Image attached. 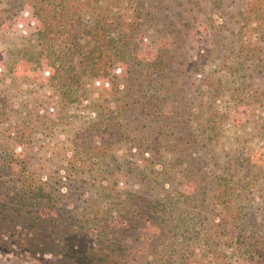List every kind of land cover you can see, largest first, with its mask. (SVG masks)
<instances>
[{
    "label": "rangeland",
    "instance_id": "374dc122",
    "mask_svg": "<svg viewBox=\"0 0 264 264\" xmlns=\"http://www.w3.org/2000/svg\"><path fill=\"white\" fill-rule=\"evenodd\" d=\"M22 1L0 0V264H264V0H75L66 19L110 7V32L165 68L73 102L13 76L17 51L73 44L12 30ZM95 110L115 119L101 139Z\"/></svg>",
    "mask_w": 264,
    "mask_h": 264
},
{
    "label": "trees",
    "instance_id": "16d2710c",
    "mask_svg": "<svg viewBox=\"0 0 264 264\" xmlns=\"http://www.w3.org/2000/svg\"><path fill=\"white\" fill-rule=\"evenodd\" d=\"M52 1H22L17 5L18 10L9 17L11 19L10 27L12 30L19 28L23 32L28 28L26 23L29 21L31 26L28 29L34 30L40 39L48 37L51 33H64L73 30L70 35L68 34V38L71 37L70 43L73 42L72 49L67 51L62 49L58 60L55 62L52 61L51 54L43 52V49L35 53H31V50L27 51L28 49L19 50L15 53L17 55L12 58L11 63L9 61L7 63L11 65L14 77L25 78L30 84L38 88H53L57 93H61L62 98L73 102L82 98L90 88L103 90L106 96H109L112 94V86L116 84L115 79L117 77L115 74L124 70L130 75V82L142 90L145 83L150 84L153 79L158 80L161 75L163 76L162 70L165 68V59L159 57L157 52H155V57L148 59L144 56L134 57L129 49L130 43L126 37H123L127 35L125 34L126 31L123 32L124 35L110 32L109 29L113 23L109 19V12H112L110 7L107 9L103 6L96 7L100 10L99 15L91 18L89 25L79 26L74 25L73 22H70L71 20L65 17L69 13H72L73 16H83L84 14L81 13H83L84 4L75 5V0ZM61 23L63 25L68 23L67 27H60ZM24 33L27 34V31ZM3 53L4 51L0 48V61ZM145 98L146 107L153 116L168 119L162 117L161 112L159 114L156 111L159 105L156 102L157 96L152 97L150 95ZM95 112L97 115L93 127L101 139L109 134L108 130L115 127V121L112 122L114 116L107 118V116H102L101 112L97 110ZM104 115H108V113ZM168 117L172 118L169 113ZM113 139L115 140V138ZM162 201H148V207L145 211L151 217L150 220H147L148 222H151L152 218L155 219L154 215L163 206ZM157 220L154 221L157 222Z\"/></svg>",
    "mask_w": 264,
    "mask_h": 264
}]
</instances>
